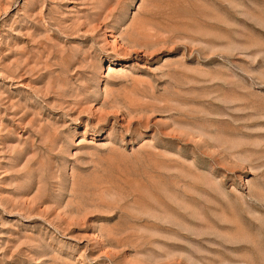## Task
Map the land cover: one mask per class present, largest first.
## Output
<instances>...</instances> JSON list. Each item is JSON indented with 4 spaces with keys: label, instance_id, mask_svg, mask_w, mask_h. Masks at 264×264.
I'll use <instances>...</instances> for the list:
<instances>
[{
    "label": "rangeland",
    "instance_id": "rangeland-1",
    "mask_svg": "<svg viewBox=\"0 0 264 264\" xmlns=\"http://www.w3.org/2000/svg\"><path fill=\"white\" fill-rule=\"evenodd\" d=\"M0 264H264V0H0Z\"/></svg>",
    "mask_w": 264,
    "mask_h": 264
}]
</instances>
